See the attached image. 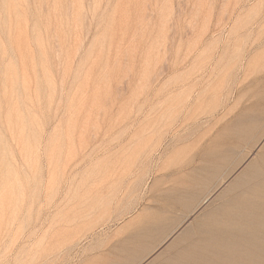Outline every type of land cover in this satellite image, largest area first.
<instances>
[{
	"label": "rangeland",
	"instance_id": "1",
	"mask_svg": "<svg viewBox=\"0 0 264 264\" xmlns=\"http://www.w3.org/2000/svg\"><path fill=\"white\" fill-rule=\"evenodd\" d=\"M263 151L264 0H0V264H225Z\"/></svg>",
	"mask_w": 264,
	"mask_h": 264
},
{
	"label": "bare ground",
	"instance_id": "2",
	"mask_svg": "<svg viewBox=\"0 0 264 264\" xmlns=\"http://www.w3.org/2000/svg\"><path fill=\"white\" fill-rule=\"evenodd\" d=\"M263 153H264V151H263ZM262 156V157H261ZM260 157H261V159L260 160H257L256 161V166H261V164H262V167H263V169L262 168H260V170H264V164H263V162H264V154L263 155H261ZM257 162H259L260 164H257ZM253 166H254V164H253ZM253 166H251V167H253ZM255 167V166H254ZM256 168V167H255ZM256 170H259V169H256ZM253 171V170H252ZM245 172V171H244ZM247 172V171H246ZM263 172V171H262ZM249 173V172H248ZM251 173V172H250ZM256 173H258V172H256ZM244 174V173H243ZM246 174V173H245ZM260 174V173H259ZM242 175V174H241ZM253 175V174H252ZM255 175V174H254ZM253 175V176H254ZM238 178V177H237ZM251 178V177H250ZM253 178V179H252ZM251 179L252 180H250L251 182L250 183H246L245 184V186L244 187H246V192L247 193H245V191L243 192V202L245 201V200H247V199H249V198H252L253 197V199L252 200H250L251 201V204H249V205H245L246 203H244V205L243 206H241V207H243L242 209H241V211L242 212H240V210H238V208H237V210L239 211H237V214L234 216V217H236V218H238V219H240L241 221H243V222H245V224H248L249 226H248V229L251 227V224H253V220H254V223H255V221L257 220V218H253V219H251L250 217H252V215H256L257 216V214H256V212L258 213V212H260L261 210H263L264 209V200L263 199H260V198H258L259 200H255L254 201V197H264V173L263 174H260V175H255L254 177H252ZM239 180V179H238ZM241 180V179H240ZM247 180H248V178H247ZM245 181V180H244ZM243 184H244V182H243ZM242 185V184H241ZM242 186V187H243ZM234 187V186H233ZM243 190H244V188H243ZM241 193H242V189H241V191H240ZM229 193V192H228ZM241 195V194H240ZM236 196V195H235ZM234 197V196H233ZM236 198V197H235ZM234 198V199H235ZM239 198V197H238ZM241 198V197H240ZM237 199V198H236ZM238 200H240V199H238ZM234 201V200H233ZM250 201L248 200V202L250 203ZM235 202V201H234ZM240 202H242V200L240 201ZM230 203H232V200H231V202ZM237 204H239V205H241V204H243V203H237ZM236 205V204H235ZM239 205H237V206H239ZM227 206H232V205H227ZM248 207V206H250V208L251 209H260L261 208V210H257L256 212L254 211V214H252V211L250 210V212L248 211V213H250V214H252L251 216H248V214H247V216L250 218H246L247 216L245 215V207ZM235 208V207H234ZM249 208V207H248ZM263 208V209H262ZM229 209L231 210L232 208H230L229 207ZM218 210V209H217ZM230 210H228V211H230ZM235 210H236V208H235ZM216 211V210H215ZM226 211V210H225ZM212 212V211H211ZM233 213H234V211H232ZM225 212H223V214H224ZM264 213V212H263ZM263 213H261L260 212V215L261 214H263ZM219 214V213H218ZM221 214H222V211H221ZM225 214H227V213H225ZM212 215V214H211ZM215 215V214H214ZM259 215V216H260ZM219 216H221V215H219ZM262 216V215H261ZM226 217H227V215H226ZM254 217V216H253ZM212 218V217H211ZM221 218H223L222 216H221ZM261 218H263V217H261ZM219 219V217L217 218V220ZM223 220V219H222ZM222 220H220V222L222 221ZM228 220V219H227ZM227 220L226 221H222V222H227ZM230 220V219H229ZM228 220V221H229ZM231 220H232V218H231ZM233 220H235V219H233ZM232 220V221H233ZM248 220H251L252 222H248ZM264 220V219H263ZM215 221V220H214ZM219 221V220H218ZM236 221V220H235ZM211 222H212V220H211ZM221 222V223H222ZM234 224V223H233ZM232 224V225H233ZM236 224H237V222H236ZM235 224V225H236ZM240 224V223H239ZM244 224V223H243ZM221 225V224H220ZM240 225H242V224H240ZM257 225V224H256ZM263 225L264 224H261V226H259V228H257V230L256 231H251L250 233H242V232H237L236 233V230H234V229H236V228H234L233 227V230H232V228H231V230L233 231L231 234H230V231H229V234L227 233V232H225L223 229H222V227L221 226H219V228L217 227V228H215L214 230V232H212L213 233V235H212V238H211V248L212 247H214V245H221V244H224L226 247H228V248H226L227 250L225 251V256H226V258H225V256H224V258H225V264H238V263H236V260H237V258H245L246 259V257L249 255V254H252V256H253V259H254V257H257V256H261V258L262 257H264V237H263V235H262V237H261V235L259 236V232L261 231V233H262V231H264V229L262 228L263 227ZM222 226L224 227V228H226L227 226H228V224L226 223V224H222ZM244 227L246 226V225H243ZM221 227V228H220ZM247 227V226H246ZM213 228V227H212ZM211 228V230H213ZM237 228H238V226H237ZM239 228H241V227H239ZM243 228V227H242ZM254 228V227H253ZM246 229V228H245ZM245 229H243V230H245ZM255 229V228H254ZM237 230H239V229H237ZM252 230V229H251ZM235 231V232H234ZM248 231H250V230H247L246 232H248ZM211 233V234H212ZM252 234L254 235V237H256L257 235V238H256V243H254V241H255V238L254 237H252ZM263 234H264V232H263ZM215 238H218V240H219V242H216V240L214 241V239ZM216 243V244H215ZM219 243H221V244H219ZM232 244H234V245H241V246H235L236 248H237V250H234L233 248L234 247H232ZM249 244H250V246H249ZM248 245V246H247ZM218 250V249H217ZM221 250V249H220ZM220 250H218L217 252L215 251V252H212L211 254H212V256H213V258L212 259H214V260H212L211 259V264H218V263H220V262H218V261H216L217 259L216 258H219V257H221V254H223V252L221 251V252H219ZM201 254V253H200ZM202 254H205V253H202ZM253 254H256L255 256L253 255ZM206 256V255H205ZM205 256H203V257H205ZM211 256V257H212ZM251 256V255H250ZM199 257V256H198ZM206 257H208V258H211V257H209V256H206ZM242 258V260H244ZM252 257H250L248 260L251 262V259ZM198 259V258H197ZM257 259V258H256ZM259 259V258H258ZM203 260V259H202ZM201 260V261H202ZM208 260V259H207ZM219 260H220V258H219ZM222 260V259H221ZM241 260V262H242V264H246L245 262H243ZM262 260H264V259H262ZM199 261H200V259H199ZM210 261V259L208 260V262ZM239 261V260H238ZM254 261V260H253ZM256 261V260H255ZM258 261H260V260H258ZM257 261V262H258ZM240 262V263H241ZM250 262H248V264L250 263ZM257 262L256 263H254V264H257ZM205 263H206V260H205ZM222 263V262H221ZM252 263V262H251ZM260 263V262H259ZM258 263V264H259ZM262 263H264V262H262ZM200 264H201V262H200ZM261 264V263H260Z\"/></svg>",
	"mask_w": 264,
	"mask_h": 264
}]
</instances>
